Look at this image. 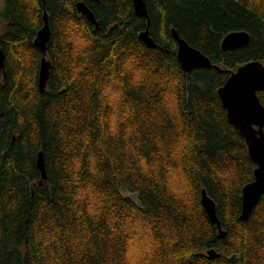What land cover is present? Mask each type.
Wrapping results in <instances>:
<instances>
[{
    "label": "trees",
    "instance_id": "1",
    "mask_svg": "<svg viewBox=\"0 0 264 264\" xmlns=\"http://www.w3.org/2000/svg\"><path fill=\"white\" fill-rule=\"evenodd\" d=\"M145 1L148 17L133 0L0 2V264H264V194L240 218L257 165L218 92L239 66L264 63V0ZM172 28L214 66L184 70ZM236 30L250 42L224 50Z\"/></svg>",
    "mask_w": 264,
    "mask_h": 264
},
{
    "label": "water",
    "instance_id": "2",
    "mask_svg": "<svg viewBox=\"0 0 264 264\" xmlns=\"http://www.w3.org/2000/svg\"><path fill=\"white\" fill-rule=\"evenodd\" d=\"M135 13L142 17H148V8L145 0H133ZM79 12L85 14L97 26V20L93 11L84 1L77 3ZM44 24L39 29L35 38V44L43 53L39 72V86L41 89L47 87L50 77L51 63L46 57L48 42L51 39L52 31L48 19V13L44 11ZM172 33L178 43V59L186 71H191L197 67H212L211 59L201 50L192 46L186 39L178 33L176 28H172ZM141 38L149 47H156L157 44L146 29L140 33ZM251 34L245 30H236L228 33L222 40V48L231 50L248 44ZM0 67L5 69V53L0 49ZM264 90V63L260 60H252L238 67L218 92L227 109V115L234 124L248 146L249 154L257 167L254 171V180L247 183L242 190L243 203L240 218L246 220L264 194V105L262 104L259 92ZM38 166L42 172L43 184L47 180V170L45 157L42 150L38 153ZM203 206L212 222H214L222 237L226 233L222 227V222L217 214L216 201L210 197L206 189H202L201 197ZM207 253L216 256L215 249H209Z\"/></svg>",
    "mask_w": 264,
    "mask_h": 264
},
{
    "label": "rangeland",
    "instance_id": "3",
    "mask_svg": "<svg viewBox=\"0 0 264 264\" xmlns=\"http://www.w3.org/2000/svg\"><path fill=\"white\" fill-rule=\"evenodd\" d=\"M1 1L2 0H0V2ZM123 193H124L125 196H129V197L134 198V199H137V197H138L136 192H133V191H130V190H127V189L123 190Z\"/></svg>",
    "mask_w": 264,
    "mask_h": 264
}]
</instances>
